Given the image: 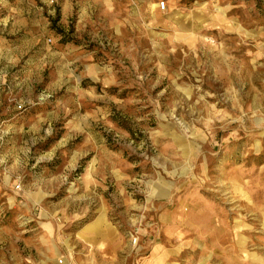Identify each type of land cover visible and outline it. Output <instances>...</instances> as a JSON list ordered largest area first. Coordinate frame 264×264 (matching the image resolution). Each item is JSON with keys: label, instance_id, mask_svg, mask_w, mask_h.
<instances>
[{"label": "rangeland", "instance_id": "374dc122", "mask_svg": "<svg viewBox=\"0 0 264 264\" xmlns=\"http://www.w3.org/2000/svg\"><path fill=\"white\" fill-rule=\"evenodd\" d=\"M44 233L61 264H264V0H0V264Z\"/></svg>", "mask_w": 264, "mask_h": 264}, {"label": "crops", "instance_id": "0c3cea01", "mask_svg": "<svg viewBox=\"0 0 264 264\" xmlns=\"http://www.w3.org/2000/svg\"><path fill=\"white\" fill-rule=\"evenodd\" d=\"M99 227L95 231L89 232V233H82V230H81L80 237H81L82 242L86 243V244L92 243L91 239H92V237H94L96 235L95 233L99 230ZM52 240H54L53 237L50 236V234H48V233H44L38 237H33V241L31 242V246H33V248H34V253L32 254L33 255L32 258L30 257L27 259L29 262L28 264H57L56 262L59 259H61L62 261L64 259L65 262H68L66 260L67 258L64 256V254L61 253L60 249L56 248V250L54 251V254L49 255V254L45 253L47 251V249L45 251L44 247L39 246L38 242H41L42 245H44V243H42V242H45V245L46 244L48 245L49 242H51ZM34 242H37V243L34 244ZM98 250H102V249L100 248ZM66 256H68L70 259H72L70 252H68V254H66ZM55 260H56V262H55ZM148 263H150V261H148ZM90 264H91V261H90Z\"/></svg>", "mask_w": 264, "mask_h": 264}, {"label": "built area", "instance_id": "2783aa9c", "mask_svg": "<svg viewBox=\"0 0 264 264\" xmlns=\"http://www.w3.org/2000/svg\"><path fill=\"white\" fill-rule=\"evenodd\" d=\"M159 8H160V9H164V8H165V3H164L163 1L160 2V4H159ZM61 262H62V260L59 259V260H58V264H61Z\"/></svg>", "mask_w": 264, "mask_h": 264}, {"label": "bare ground", "instance_id": "6f19581e", "mask_svg": "<svg viewBox=\"0 0 264 264\" xmlns=\"http://www.w3.org/2000/svg\"><path fill=\"white\" fill-rule=\"evenodd\" d=\"M160 260H161V258H160V257H158V258H157V261H160Z\"/></svg>", "mask_w": 264, "mask_h": 264}]
</instances>
